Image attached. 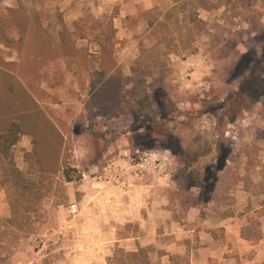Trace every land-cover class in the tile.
Returning a JSON list of instances; mask_svg holds the SVG:
<instances>
[{
    "label": "rangeland",
    "instance_id": "obj_1",
    "mask_svg": "<svg viewBox=\"0 0 264 264\" xmlns=\"http://www.w3.org/2000/svg\"><path fill=\"white\" fill-rule=\"evenodd\" d=\"M140 1L0 0L10 39L29 17L73 63L31 78L43 117L12 156L34 184L0 172V264H190L232 211L263 236L264 0Z\"/></svg>",
    "mask_w": 264,
    "mask_h": 264
},
{
    "label": "trees",
    "instance_id": "obj_2",
    "mask_svg": "<svg viewBox=\"0 0 264 264\" xmlns=\"http://www.w3.org/2000/svg\"><path fill=\"white\" fill-rule=\"evenodd\" d=\"M17 21L20 22L17 24L20 31L18 39H10L8 29L0 23V43L16 48L21 54L18 63H9L0 58V172L5 176V181L2 179L4 184L14 182V186L24 189V196L32 190L34 183L16 167L12 148L23 132L36 125L43 117L30 90L31 78L39 77L40 71L53 61L63 59L68 71H72L73 63L61 47L54 48V42L47 30H35L29 17ZM71 170L72 168H67L63 172L67 182L74 181ZM77 178L80 179L81 175ZM125 254L127 257L136 256L135 252Z\"/></svg>",
    "mask_w": 264,
    "mask_h": 264
},
{
    "label": "crops",
    "instance_id": "obj_3",
    "mask_svg": "<svg viewBox=\"0 0 264 264\" xmlns=\"http://www.w3.org/2000/svg\"><path fill=\"white\" fill-rule=\"evenodd\" d=\"M141 0L140 2H142ZM150 3L147 0L143 1L144 8L147 9ZM193 211H196L193 209ZM127 211L124 215L115 216L117 222H128ZM215 228L222 229L225 236V243L217 245L214 243L215 231L213 229L202 230L201 233L210 241V246H202L199 248H188V251H193L190 264H213V258H219L218 253L222 250L223 264H264V230L263 236L259 238L258 242L252 239L245 233V227L248 226L249 221L245 216H239L233 212L224 218H219L215 222ZM185 250L186 247L184 248ZM218 249V250H217ZM217 250V252H215ZM211 251V254L209 252ZM226 253V255H225ZM100 256V255H99ZM245 256V258H243ZM102 260V257L101 259ZM163 264H173L172 261H163Z\"/></svg>",
    "mask_w": 264,
    "mask_h": 264
},
{
    "label": "built area",
    "instance_id": "obj_4",
    "mask_svg": "<svg viewBox=\"0 0 264 264\" xmlns=\"http://www.w3.org/2000/svg\"><path fill=\"white\" fill-rule=\"evenodd\" d=\"M71 214H77L79 212V207L76 203H72L69 209Z\"/></svg>",
    "mask_w": 264,
    "mask_h": 264
}]
</instances>
